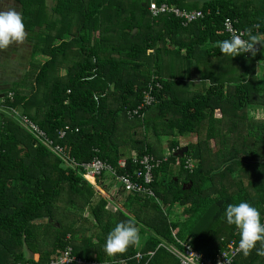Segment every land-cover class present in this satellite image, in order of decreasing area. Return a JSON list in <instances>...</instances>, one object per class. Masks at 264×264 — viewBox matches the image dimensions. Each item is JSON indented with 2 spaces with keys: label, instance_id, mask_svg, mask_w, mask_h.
Returning <instances> with one entry per match:
<instances>
[{
  "label": "trees",
  "instance_id": "1",
  "mask_svg": "<svg viewBox=\"0 0 264 264\" xmlns=\"http://www.w3.org/2000/svg\"><path fill=\"white\" fill-rule=\"evenodd\" d=\"M16 1L38 61L32 60L29 86L9 92L13 98L5 105L26 115L63 152L53 154L0 112V264H26L25 246L39 254L37 262L27 263L49 264L51 255L68 245L75 258L98 264H179L161 245L180 247L182 241L212 264H264V241L244 255L238 229L224 218L229 204L247 201L264 222V119L247 113L264 109V75L257 79L248 70V64L264 61V46L257 44L255 56L234 57L218 47L230 38L225 18L236 20L246 39L264 41V0H155L203 13L187 26L172 15L152 16L149 0ZM194 68L202 69L196 79ZM155 82L161 85L152 91L155 103L142 117L127 119L126 111L135 109ZM195 82L201 90L190 89ZM234 119L237 127L230 125ZM222 127L226 131L220 134ZM137 128L142 139L133 137ZM163 136L171 138L169 155L160 144ZM185 136L197 141L180 146ZM183 147L187 151L180 156ZM132 152L160 160L148 185ZM94 157L115 168L125 159L116 173L130 175L152 195L127 193L102 174L95 181L118 183L121 206L109 202L83 178L81 164ZM126 221L137 227L138 241L125 252L108 254V233ZM38 239L44 252H36Z\"/></svg>",
  "mask_w": 264,
  "mask_h": 264
},
{
  "label": "built area",
  "instance_id": "2",
  "mask_svg": "<svg viewBox=\"0 0 264 264\" xmlns=\"http://www.w3.org/2000/svg\"><path fill=\"white\" fill-rule=\"evenodd\" d=\"M148 11L152 16H158L161 14L172 15L173 17L179 19L183 26H187L188 24L203 18V13L198 10H184L178 7L172 6L167 3L157 4L155 0H149L148 2ZM236 20L225 18L223 21V29L224 31L231 36L232 34H243V38H245L244 31H241L235 27ZM256 53L259 51L258 45L255 46ZM244 55L249 56L252 55L251 52L244 53ZM161 89V85L158 82H155L152 86L148 84L147 89L142 92V101L141 103L132 110L126 111L127 119L132 120L135 117H142V110L146 107L152 106L155 103V97L152 94L154 89ZM9 98L12 100L13 93H8L6 97L0 98V112L7 114L11 118L17 121V123L26 131L33 134L40 142L45 144L50 151L55 155H61L63 149L60 145L54 144L53 141L48 139L45 134L38 128L36 124H34L26 115H22L18 112L17 109L8 108L5 105V99ZM68 127H65L64 130H60L58 132V138L62 139L66 135ZM166 155H169L167 153ZM166 159V156H165ZM67 161V160H66ZM65 161V162H66ZM126 160L121 158L118 160V167L115 168L107 162L101 161L99 158L94 157L90 162L81 164L83 168V178L86 180L92 179L95 180L96 177L102 174H108L111 177L115 178L120 186L124 189L125 192H137V193H147L152 195V191L146 186L151 182L150 172L152 169L157 168L159 166L160 160L156 159L153 156L143 155L138 158L136 153H131V161L133 163H138L144 166L145 174H144V183L146 185L139 184L137 182H133L130 175H118L116 170L119 168L125 167ZM72 164H77L73 160ZM187 168L192 167V161H187ZM176 231H173V235ZM69 236H67V240ZM162 247L166 248L170 253H172L178 260L179 264H212L206 261L202 254L194 251L188 242L182 241L179 242L180 247H176L174 245L163 244ZM72 248L68 245L64 251H62L59 255L53 256L49 264H98L94 261H83L81 259L75 258L71 254ZM146 255L152 256L153 252H148ZM135 257L139 260L142 258V254L138 252ZM228 262H226L227 264ZM216 264H223L221 262H217Z\"/></svg>",
  "mask_w": 264,
  "mask_h": 264
},
{
  "label": "clouds",
  "instance_id": "3",
  "mask_svg": "<svg viewBox=\"0 0 264 264\" xmlns=\"http://www.w3.org/2000/svg\"><path fill=\"white\" fill-rule=\"evenodd\" d=\"M26 36L22 14L17 10L15 0H0V50H5L12 44L23 43ZM258 43L264 46V41L257 36L244 39L243 34L234 33L229 39L219 41L218 47L222 54L231 57L248 52L255 56V46ZM224 218L229 225L238 229V246L244 255L249 254L257 241H264V222L260 211L247 201L229 204L224 211ZM138 239L137 227L131 221L119 222L108 233L104 248L108 254L122 253L136 244Z\"/></svg>",
  "mask_w": 264,
  "mask_h": 264
},
{
  "label": "crops",
  "instance_id": "4",
  "mask_svg": "<svg viewBox=\"0 0 264 264\" xmlns=\"http://www.w3.org/2000/svg\"><path fill=\"white\" fill-rule=\"evenodd\" d=\"M7 2V0H5ZM15 6L17 10L21 13V6L15 0ZM31 46L28 37L26 36L23 43L20 44H12L5 50H0V98L5 96L7 93L12 92L13 89H20L23 88V84L29 86L32 81L31 76H29V70L32 68L33 61H38L37 59L33 60L31 56V51H29V47ZM33 60V61H32ZM250 71H254L255 77L257 79H262L264 75V61H256L254 65H250ZM243 68H240V72H242ZM195 68L192 70L194 72ZM202 69H198V72ZM238 71V70H236ZM196 83V82H195ZM206 83H209L208 81ZM191 90L194 91L195 89L192 88ZM196 88V87H195ZM201 90V87L197 88ZM26 91L24 90L23 93ZM262 113H264V109H259ZM216 115V114H215ZM205 132V130H203ZM202 131V133H203ZM204 134V133H203ZM107 179H101L100 182L94 180H88L91 185L93 184L95 190L104 198L108 199L109 202L113 203L114 205L121 206L120 204V196L118 190V183L113 181V183ZM112 183V184H111ZM87 213L84 214V216ZM41 223H47V219H43L40 221ZM39 222L35 223L38 224ZM40 224V223H39ZM38 224V225H39ZM45 243L43 239L36 242V248L39 252L45 251ZM41 248V250H40ZM24 256L27 262L34 261L37 262L39 259V254L34 253L29 250L26 246L24 248ZM54 256V255H51ZM51 258V257H50ZM96 261V260H95ZM117 264H123V262H119Z\"/></svg>",
  "mask_w": 264,
  "mask_h": 264
},
{
  "label": "rangeland",
  "instance_id": "5",
  "mask_svg": "<svg viewBox=\"0 0 264 264\" xmlns=\"http://www.w3.org/2000/svg\"><path fill=\"white\" fill-rule=\"evenodd\" d=\"M31 44V43H30ZM29 51H31V46L29 47ZM260 61V60H259ZM258 62V61H257ZM248 66H249V68H251V66L248 64ZM243 69H245V68H243ZM249 70V69H248ZM198 77V71L197 70H194V72H193V76H192V78H194V79H196ZM199 84H197V83H195L194 84V86L192 87L193 89H197ZM206 85H208V83H205V87H206ZM196 87V88H195ZM252 107V106H251ZM259 109H262V108H255V109H253V108H247V113L249 114V116L251 117V118H253V119H255V120H261V119H264V113H262ZM158 114V112H157V110L156 109H152V111L150 112V115L151 116H156ZM235 115L236 116H238V113L236 112L235 113ZM216 117H218V116H216ZM228 122L230 123V120H225V124H226V126L228 127ZM236 125V127L238 126V121L236 122L235 121V119H234V122H233V120L231 121V124L230 125ZM229 129V128H228ZM133 131H136L135 132V135H133V137L135 138V139H142L143 138V133H142V130H141V128H137V129H133ZM202 131V130H201ZM225 131H226V128L225 127H222L221 128V130L219 131V133L221 134H223V133H225ZM131 132V131H130ZM203 133H204V131H203ZM200 134V136H204V134ZM242 134H244V131H243V133ZM227 136H228V134H226ZM150 136V135H149ZM160 139H161V141H160V144H161V146H162V148H163V150H164V153H167L168 152V149H167V143H168V140L169 139H171V138H167V137H160ZM148 141H151L152 143H156V141H155V139H153V138H151V137H148V139H147ZM193 140V142H196L197 141V139L196 138H191V137H189V136H185V137H182L181 139H179V145L180 146H185L189 141H192ZM120 151H122V152H126L127 151V148L126 147H124V146H122L121 148H120ZM213 159V158H212ZM194 164V163H193Z\"/></svg>",
  "mask_w": 264,
  "mask_h": 264
},
{
  "label": "water",
  "instance_id": "6",
  "mask_svg": "<svg viewBox=\"0 0 264 264\" xmlns=\"http://www.w3.org/2000/svg\"><path fill=\"white\" fill-rule=\"evenodd\" d=\"M186 151H187L186 147L181 148L180 153H179L180 156H182Z\"/></svg>",
  "mask_w": 264,
  "mask_h": 264
},
{
  "label": "bare ground",
  "instance_id": "7",
  "mask_svg": "<svg viewBox=\"0 0 264 264\" xmlns=\"http://www.w3.org/2000/svg\"><path fill=\"white\" fill-rule=\"evenodd\" d=\"M89 180H92V179L89 178Z\"/></svg>",
  "mask_w": 264,
  "mask_h": 264
}]
</instances>
